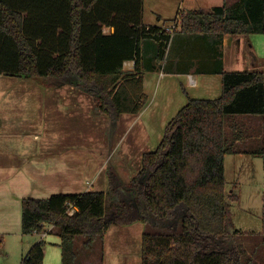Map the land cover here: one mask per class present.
<instances>
[{"label": "trees", "instance_id": "obj_1", "mask_svg": "<svg viewBox=\"0 0 264 264\" xmlns=\"http://www.w3.org/2000/svg\"><path fill=\"white\" fill-rule=\"evenodd\" d=\"M143 14L144 0H0V74L78 87L116 123L143 109L144 75L163 65L179 29L191 35L264 34V0L180 10L173 33L143 24ZM146 42L156 46L151 61L142 55ZM127 61L135 62L134 72L124 71ZM219 73L221 96L189 97L129 181L109 169L106 191L25 198L22 233L57 227L62 264H78V236L85 238L84 250H93L98 241L104 245L114 224L143 222L170 234L143 235L141 264H244L245 250L225 245L240 233L231 208L240 198L227 194L226 157L243 152L229 144L226 124L229 116L264 115V71ZM44 248L41 239L21 264H44Z\"/></svg>", "mask_w": 264, "mask_h": 264}, {"label": "crops", "instance_id": "obj_2", "mask_svg": "<svg viewBox=\"0 0 264 264\" xmlns=\"http://www.w3.org/2000/svg\"><path fill=\"white\" fill-rule=\"evenodd\" d=\"M184 1L186 0L181 2ZM214 1L215 3L212 4L217 5L212 7H208L210 5H207L204 0H194L191 4L192 6H194L193 4L203 6L199 9L206 11L224 4V0ZM171 5L174 8V4L171 3ZM177 5V15L180 10H196L192 6L190 9H184L182 3L179 2ZM172 20L162 19V15H160L158 21L162 24H151L147 21L144 13L142 21L143 24L149 26H164ZM110 31L115 32V28L112 27ZM259 37L257 34L191 35L185 34L179 29L173 38L163 65L161 67L157 65L156 70L146 72L144 75V89L148 101L140 113L123 114L118 122L112 123L106 114L96 110L92 96L78 87L58 85L55 82L51 83L48 89L51 95L49 101L52 106L51 110L56 111L60 108L58 116L64 118V108L69 111L70 105H72L74 109L82 111L84 120L89 119L90 116L94 117L96 127L100 128L102 125L110 127L111 125L116 128L122 123L124 128L130 130L137 143H146V139L148 140L154 135V130H165L178 112L186 106L189 97L198 99L220 97L222 94V75L219 73L221 69L226 71H264V55L255 49V42L264 41ZM143 47L142 55L151 61L156 50L155 44L146 42ZM124 71L134 72L135 62H125ZM190 76L195 80V85L190 84ZM6 77L0 75V237H9L14 234L15 238L21 239L22 247L19 252L23 249L22 256L24 258L41 238L43 239L49 234H55L59 239L60 236L59 229L53 225H47L43 234L24 235L22 233L23 199L48 198L53 194L60 193H83L93 190L91 188L95 187L98 180H100L101 191H106L109 188L108 171L110 167L113 168V165L102 163L101 153H96L93 150V153L88 155L86 167L75 169L76 166L69 163L75 157L71 151L80 157L79 155L83 151L86 153L87 149L84 146H76L74 140L70 138V134L67 133V137H64L65 130L69 131V123L65 124L61 121V137H53L52 131L49 132V126L42 127V130L39 129L41 125L37 120V114L32 112L30 99H22V91L4 88L3 80ZM35 79L51 81L41 77ZM31 81L34 83L35 80ZM30 90L33 92L32 87ZM38 93L40 92L38 91ZM253 125L258 128L264 127V115H256ZM97 132L98 129L94 131V133ZM238 138L237 142L240 143L242 139ZM94 140L93 138V142H90L96 146L97 143ZM81 142L82 140H80ZM72 144L73 147H71ZM242 150L243 152L238 153L239 155L253 154L250 150ZM143 152L135 150L133 155L119 159L130 163L138 154H141L142 164ZM82 156L86 159L85 154ZM256 157L262 158L261 156ZM107 235L108 233L105 241H107ZM60 244L61 239L59 243L54 244L53 248L59 251L58 259L62 264ZM44 251V264H50L51 257H47L46 247ZM53 253L56 254L55 251Z\"/></svg>", "mask_w": 264, "mask_h": 264}, {"label": "rangeland", "instance_id": "obj_3", "mask_svg": "<svg viewBox=\"0 0 264 264\" xmlns=\"http://www.w3.org/2000/svg\"><path fill=\"white\" fill-rule=\"evenodd\" d=\"M181 1L146 0L144 13L147 21L151 24H162L158 21L160 15H162V19L172 20L177 16L178 2L182 3L184 9H190L191 2H194V0ZM204 1L210 5L208 7L217 5L212 4L215 3L213 0ZM171 3L174 4V8ZM193 5L194 9L202 10L199 7L203 6ZM171 24L172 21L166 23V25ZM257 36L264 40V34H257ZM255 49L264 55V41L255 42ZM0 75L7 76L3 80L4 88L22 91L21 98L30 99L32 112L37 114V120L41 125L39 129L42 130V127L49 126V132L52 131L53 137H61V121L65 124L69 123V131L65 130L64 137H67V133L70 134V138L74 140L76 146H84L87 149L86 153L83 151L79 155L80 157L71 151L75 157L69 163L76 166L75 169L86 167L88 155L94 150L96 153H101L102 163L113 165V168L109 169H113L119 177L129 181L141 168V154H138L130 163L119 158L124 156L127 158L133 155L135 150L144 151L143 153L154 151L163 139L165 130L156 129L154 135L148 140L146 139V143L139 144L131 135L130 130L124 128V124L121 123L116 128L111 125L110 127L104 125L100 128L96 127L94 117L90 116L89 119L84 120L82 111L74 109L72 105H70L69 111L64 108V115L67 116L68 113L69 115L62 118V116H58L60 108L52 111V106L49 104L51 95L48 89L54 81ZM31 80L36 82L32 83ZM65 85L70 86V84ZM31 87L33 92L30 90ZM255 117L256 115L229 116L226 124V138L229 144L241 150H250L253 153L226 157L227 194H235L240 198V201H231L235 230H239L240 233L234 234L233 238L228 240L225 245L226 247L238 246L244 249L245 254L242 256L244 264H264V127L258 128L253 125ZM97 129L98 132L94 133ZM236 136L242 139L240 143H235ZM93 138L97 143L96 146L91 144ZM80 140H82L81 143ZM83 154L86 155V159L82 156ZM91 189L101 191L100 180ZM44 193L47 195L46 192ZM176 232L180 233L181 227H178ZM147 233L170 234V231L164 228H155L143 222H136L129 226L114 224L108 232L105 244L98 241L93 250H84L83 241L85 238L78 236L75 241L76 249L80 254L78 264H141L143 235ZM4 237V244L0 247V264H21L23 260V249L19 252L22 247L21 239L15 238L14 234ZM43 239H45L47 257H51L50 264H61L58 259L59 251L53 248L61 238L59 239L55 234H49Z\"/></svg>", "mask_w": 264, "mask_h": 264}, {"label": "built area", "instance_id": "obj_4", "mask_svg": "<svg viewBox=\"0 0 264 264\" xmlns=\"http://www.w3.org/2000/svg\"><path fill=\"white\" fill-rule=\"evenodd\" d=\"M175 21H172V24L171 25H166L164 24V28L168 31V32H171L173 33L175 30H178V28L180 27V24H181V19H180V16L178 15L176 18ZM189 82L191 85H195V80L193 79L192 76H190V79H189ZM74 213V210H72L70 212V214H73Z\"/></svg>", "mask_w": 264, "mask_h": 264}]
</instances>
